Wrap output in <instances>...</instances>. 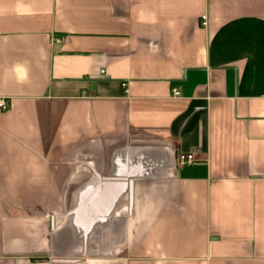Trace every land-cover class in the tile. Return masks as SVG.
Masks as SVG:
<instances>
[{
  "label": "crops",
  "instance_id": "1",
  "mask_svg": "<svg viewBox=\"0 0 264 264\" xmlns=\"http://www.w3.org/2000/svg\"><path fill=\"white\" fill-rule=\"evenodd\" d=\"M0 98V264H264V0H0Z\"/></svg>",
  "mask_w": 264,
  "mask_h": 264
},
{
  "label": "built area",
  "instance_id": "2",
  "mask_svg": "<svg viewBox=\"0 0 264 264\" xmlns=\"http://www.w3.org/2000/svg\"><path fill=\"white\" fill-rule=\"evenodd\" d=\"M203 26H207V17H203ZM62 43V39H55L54 45L59 46ZM174 97H179L180 92L178 90H174L173 92ZM9 108V103L6 99L0 98V111H6ZM198 164V160L192 154H180L178 157V166L180 168H189L194 167Z\"/></svg>",
  "mask_w": 264,
  "mask_h": 264
}]
</instances>
